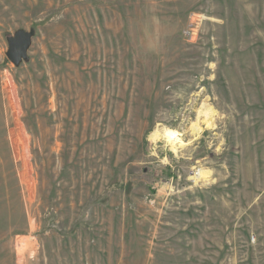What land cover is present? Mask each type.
I'll return each mask as SVG.
<instances>
[{
	"label": "rangeland",
	"instance_id": "1",
	"mask_svg": "<svg viewBox=\"0 0 264 264\" xmlns=\"http://www.w3.org/2000/svg\"><path fill=\"white\" fill-rule=\"evenodd\" d=\"M0 264H264V0H0Z\"/></svg>",
	"mask_w": 264,
	"mask_h": 264
},
{
	"label": "water",
	"instance_id": "2",
	"mask_svg": "<svg viewBox=\"0 0 264 264\" xmlns=\"http://www.w3.org/2000/svg\"><path fill=\"white\" fill-rule=\"evenodd\" d=\"M32 34L19 31L9 39L7 58L15 65L26 58Z\"/></svg>",
	"mask_w": 264,
	"mask_h": 264
},
{
	"label": "bare ground",
	"instance_id": "3",
	"mask_svg": "<svg viewBox=\"0 0 264 264\" xmlns=\"http://www.w3.org/2000/svg\"><path fill=\"white\" fill-rule=\"evenodd\" d=\"M206 112H207V110H206ZM206 112H203L202 114H203V117H204V119H203V122L206 124V126H211L212 125V119H211V117L209 116V115H207L206 114ZM209 114V113H208ZM192 129H193V131L195 132V133H198L199 131H200V126L197 124V122H196V124H194L193 126H192ZM202 130V129H201ZM200 133V132H199ZM152 135H153V137H158V136H163L168 142H169V144H170V146H171V150L174 152V153H177V152H179V148H181V144H178V138H177V133L176 132H174V131H171V130H168V131H166L165 133H164V135H160L159 133H158V131H154L153 133H152ZM196 135V134H195ZM154 138V139H155Z\"/></svg>",
	"mask_w": 264,
	"mask_h": 264
}]
</instances>
